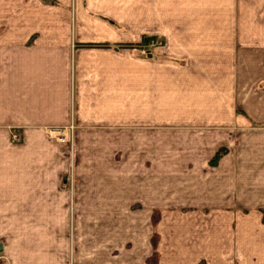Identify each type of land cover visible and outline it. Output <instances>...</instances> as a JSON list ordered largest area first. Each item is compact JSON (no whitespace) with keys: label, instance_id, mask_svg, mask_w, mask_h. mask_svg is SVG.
I'll list each match as a JSON object with an SVG mask.
<instances>
[{"label":"crops","instance_id":"1","mask_svg":"<svg viewBox=\"0 0 264 264\" xmlns=\"http://www.w3.org/2000/svg\"><path fill=\"white\" fill-rule=\"evenodd\" d=\"M114 4V20L133 22L134 40L113 42L121 50L75 45L79 21L113 20L79 18L76 2L72 17L70 0H0V253L12 264H264L263 38L239 34L231 1ZM70 127L75 150L133 149V174L109 158L93 173L74 154L75 172L101 185L63 188L71 148L48 133ZM158 149L183 152L160 162Z\"/></svg>","mask_w":264,"mask_h":264},{"label":"rangeland","instance_id":"2","mask_svg":"<svg viewBox=\"0 0 264 264\" xmlns=\"http://www.w3.org/2000/svg\"><path fill=\"white\" fill-rule=\"evenodd\" d=\"M46 2H50L52 0H45ZM72 6L70 7V11L71 12V16L74 17V3L76 2V9L78 11V16L80 18V15H82V11L86 12L87 14L84 16H86L87 18L91 16H97L98 19H102L104 17H109L111 19H113L112 21L110 20H105L106 22L101 23V22H95L92 20V22H85V20L79 21L81 22L78 23L79 27L78 30L81 31L82 36L79 37L78 41L75 43L76 46L78 47H92V48H101V47H106V46H110L112 47L111 49H119L121 50L122 48H125V46L123 45H119L116 43H113L115 41H124V40H134L133 38H129L126 39L125 35L127 34H132L134 32L133 29V22H129L127 19L126 20H122V21H117L114 20L115 16H113V14L110 11L111 9H116L114 0H108V1H104V0H70ZM217 1V0H214ZM226 1H231L232 2V7L234 10V13H236V16L233 14L234 17V23H236V29L239 31V34L241 36H246L247 33L249 36L254 37L255 41L261 40L263 38L264 41V0H236V5H235V0H221V3H225ZM93 3V4H92ZM70 4V3H69ZM104 6L109 7L107 12L102 11L101 9ZM83 9V10H82ZM82 10V11H81ZM228 10V9H227ZM83 16V15H82ZM91 18V17H90ZM125 18H128L127 16ZM131 18V17H130ZM109 21V22H108ZM103 22V21H102ZM74 25V20H72V26ZM82 25V26H81ZM90 32L93 33H97V35H105L108 34L109 37L105 38V37H92V38H87L88 34ZM81 40H84L81 41ZM85 40H88L85 42ZM107 41L110 43L107 44ZM158 41H154V42H146V45L150 48H152L153 50L156 49L157 47ZM152 45V46H151ZM166 47V45L164 46V48ZM148 48L146 49H142V54L143 55H149L150 52L147 51ZM163 54H166V51L164 50ZM0 60L4 61V55L0 54ZM257 107V103H255V108ZM51 130H49V137H53L55 141L59 142V143H69L70 148H71V152H72V160H71V165L69 167V171L63 175L62 177V185L63 188L65 189H69V190H79L82 188H92L89 187L90 184H92L91 186H93L95 189L100 186L101 184L98 183L97 181V175L96 174H91L92 176H84L81 175L79 172L76 173L75 172V165H74V154L75 156H79L81 158H85L86 156L89 157V159H93L94 163L92 165L93 168V173H100L101 171H98L97 169H103V167H106V164L109 163L108 158L110 159V170L112 168L116 169L115 171L117 172V169H119V163L118 161L121 160L123 162V165L121 166V169L124 167V165L126 164V169H128V175L133 174L132 170L134 167V158H136V156L134 155L135 151L133 149H127V150H107L105 149H100V150H89V149H77L75 150L74 147V141H75V137L76 135L73 134V127H70V132H67V137L65 138L64 141H60L59 139H57L56 137L52 136L50 133ZM10 138V142L13 143L14 145H18L21 142L20 139V134L16 133V132H12L9 135ZM104 136H101L98 139H94V141L97 142H102L103 141ZM80 139V138H79ZM82 141V140H79ZM93 142V139H90L89 137L87 138L86 142ZM104 141H106L104 139ZM83 142V141H82ZM171 145V144H170ZM106 147V145H105ZM139 152V151H138ZM156 152V151H155ZM183 151L181 150H168V149H158L157 153H158V158L159 161L164 160V158H166V156H168V153H172L171 157H174L176 155H181ZM148 153V151H147ZM167 154V155H166ZM142 155V154H141ZM145 155H142V158H144ZM160 161V162H161ZM144 162V161H143ZM159 162V163H160ZM143 167H145L143 165ZM81 168L83 169L82 174H85V167L81 166ZM158 168H162L161 166H158ZM174 168H176L174 166ZM94 169H96V172H94ZM164 169V167H163ZM130 173V174H129ZM127 175V176H128ZM84 178L86 179H90L92 180V182H83ZM160 184V183H159ZM132 217L131 215H126L127 217V221H128V217ZM145 216V215H144ZM147 217L149 218V220H151V224H153L154 227H156V225L158 224L159 226L161 225V223L163 222V214L160 213H156V214H148ZM264 221V214H263V219ZM51 231H42L41 233H39L38 230H29V234L31 237H37L40 239H49V238H53V235L50 233ZM70 232V238L72 239V230L69 231ZM5 236H0V242H5ZM47 241V240H46ZM48 242V241H47ZM45 258L46 257H52L51 253L46 251L45 252ZM0 263L2 264H12V260L5 254H1L0 253Z\"/></svg>","mask_w":264,"mask_h":264},{"label":"built area","instance_id":"3","mask_svg":"<svg viewBox=\"0 0 264 264\" xmlns=\"http://www.w3.org/2000/svg\"><path fill=\"white\" fill-rule=\"evenodd\" d=\"M50 132H52V136L56 137L57 139H59L60 141H64L66 137L64 136V132H66V129H53L51 130ZM53 133H56V134H53ZM1 260V258H0ZM2 264V263H0Z\"/></svg>","mask_w":264,"mask_h":264},{"label":"water","instance_id":"4","mask_svg":"<svg viewBox=\"0 0 264 264\" xmlns=\"http://www.w3.org/2000/svg\"><path fill=\"white\" fill-rule=\"evenodd\" d=\"M2 249H3V247H2V245H0V252L2 251Z\"/></svg>","mask_w":264,"mask_h":264},{"label":"bare ground","instance_id":"5","mask_svg":"<svg viewBox=\"0 0 264 264\" xmlns=\"http://www.w3.org/2000/svg\"><path fill=\"white\" fill-rule=\"evenodd\" d=\"M52 134V133H51ZM53 134H56V133H53ZM65 136V135H64Z\"/></svg>","mask_w":264,"mask_h":264}]
</instances>
